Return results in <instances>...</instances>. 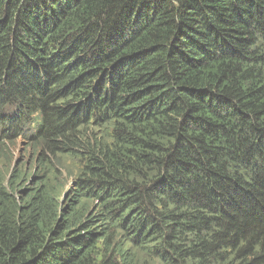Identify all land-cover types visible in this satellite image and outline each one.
Segmentation results:
<instances>
[{"label":"trees","instance_id":"16d2710c","mask_svg":"<svg viewBox=\"0 0 264 264\" xmlns=\"http://www.w3.org/2000/svg\"><path fill=\"white\" fill-rule=\"evenodd\" d=\"M19 137L0 264H264V0H0Z\"/></svg>","mask_w":264,"mask_h":264},{"label":"rangeland","instance_id":"374dc122","mask_svg":"<svg viewBox=\"0 0 264 264\" xmlns=\"http://www.w3.org/2000/svg\"><path fill=\"white\" fill-rule=\"evenodd\" d=\"M26 141L27 140L25 138L23 139L17 138L16 140L12 142L1 143L0 144V167L1 168L3 167L4 170H6L8 168L11 169L15 165H18V169L23 168V170L27 171V177L31 179L32 176L36 174V173L30 172V168L33 167V164L35 162L36 152L33 150H29L27 148ZM48 156L51 157V155H48ZM51 159L54 160L53 158ZM62 164L66 169H69V167L71 166V163L67 159L66 160L64 159ZM57 168L59 172L60 170H59L58 165H57ZM55 175L57 176L56 173ZM56 180L58 179L56 178ZM63 180H64L65 185H69L71 183V178L69 177V175L66 174L65 170L63 171Z\"/></svg>","mask_w":264,"mask_h":264},{"label":"clouds","instance_id":"9594fccd","mask_svg":"<svg viewBox=\"0 0 264 264\" xmlns=\"http://www.w3.org/2000/svg\"><path fill=\"white\" fill-rule=\"evenodd\" d=\"M27 126H28V128H27L28 131L26 132L27 134H28V133H32V132H34L35 129H36V126H35L34 124H32V123H28ZM19 138H21V137H19ZM16 139H17V138H16ZM16 139H15V140H16Z\"/></svg>","mask_w":264,"mask_h":264}]
</instances>
